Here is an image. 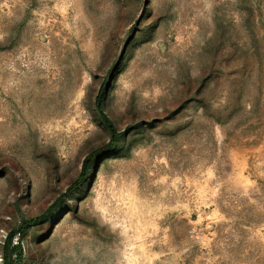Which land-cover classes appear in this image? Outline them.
Returning <instances> with one entry per match:
<instances>
[{"label": "rangeland", "instance_id": "1", "mask_svg": "<svg viewBox=\"0 0 264 264\" xmlns=\"http://www.w3.org/2000/svg\"><path fill=\"white\" fill-rule=\"evenodd\" d=\"M20 227L16 264H264V0H0Z\"/></svg>", "mask_w": 264, "mask_h": 264}, {"label": "trees", "instance_id": "2", "mask_svg": "<svg viewBox=\"0 0 264 264\" xmlns=\"http://www.w3.org/2000/svg\"><path fill=\"white\" fill-rule=\"evenodd\" d=\"M101 92H102V87L99 89V91H98V93L96 95L95 106L100 111V115H101L106 127L110 131V135H111L110 141L104 148L99 149V150L95 151L94 153H92L90 155H87L84 158V160L82 162V169H81L80 176H79L78 180L73 184V186L70 187L68 190H71L73 187L77 186L81 181H83L85 179L88 167H89L90 163L92 162L93 158H95L96 156L102 155L103 153H106V152L112 150L115 147L116 141L119 138V136L121 134H123V131L122 132H118L117 129L113 126V124L109 121V119L105 116V114L101 112ZM58 201H59V198L56 200V203ZM50 210H51L50 208L47 209L43 214H41L40 216L29 220L26 224L33 225V224L38 223L39 221H41L49 213ZM22 233H23V228L20 227L19 229H15V230L10 231L6 235V237H5L4 241H3V253H2L4 264H16L13 261V256L15 258L16 257H18V258L21 257V252H18L17 249L20 248V244H21L20 235ZM15 237L18 238V243L17 244L13 243V239Z\"/></svg>", "mask_w": 264, "mask_h": 264}, {"label": "built area", "instance_id": "3", "mask_svg": "<svg viewBox=\"0 0 264 264\" xmlns=\"http://www.w3.org/2000/svg\"><path fill=\"white\" fill-rule=\"evenodd\" d=\"M5 237H6V236H5ZM5 237H4V239H5ZM4 239L1 241L2 244H3ZM13 243H14V244H17V243H18V238H17V237H15V238L13 239ZM2 261H3V257H2V254H0V262H2Z\"/></svg>", "mask_w": 264, "mask_h": 264}]
</instances>
